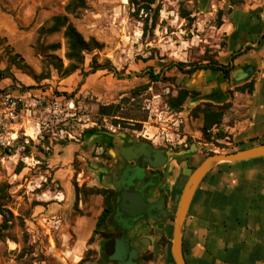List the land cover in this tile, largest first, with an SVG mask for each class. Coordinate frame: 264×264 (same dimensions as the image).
I'll list each match as a JSON object with an SVG mask.
<instances>
[{
  "label": "rangeland",
  "instance_id": "obj_1",
  "mask_svg": "<svg viewBox=\"0 0 264 264\" xmlns=\"http://www.w3.org/2000/svg\"><path fill=\"white\" fill-rule=\"evenodd\" d=\"M71 1L0 0V87L31 92L28 103L42 102L25 116L27 126L39 128L38 137L27 143L22 136L0 152V184L8 186L7 207L20 218L0 241V264H109L102 243L112 237L111 228L99 229L83 246L77 230L96 223L106 208L102 181L114 136L173 149L171 155L183 160L176 171L187 179L211 154L244 149L227 134L220 138L222 131L203 133V118L194 112L204 104L198 97L179 109L170 106L181 90H193V74L186 70L224 60L223 25L243 0H156L140 11V0H85L74 15L65 11ZM59 16L101 46L85 53L83 71L67 77L47 66L50 55L70 64L63 31L49 32ZM53 44L60 48L52 51ZM179 63L181 68L171 67ZM92 65L99 71L84 76ZM101 107L112 113L103 115ZM232 203L241 212L254 205L247 198ZM176 209L167 235L147 250L144 264L174 262ZM239 216L228 213L227 226L235 230Z\"/></svg>",
  "mask_w": 264,
  "mask_h": 264
},
{
  "label": "crops",
  "instance_id": "obj_2",
  "mask_svg": "<svg viewBox=\"0 0 264 264\" xmlns=\"http://www.w3.org/2000/svg\"><path fill=\"white\" fill-rule=\"evenodd\" d=\"M231 8V15L223 25L224 60L219 62L233 66L230 79L218 71L198 70L190 81L192 89L199 92V103H231L222 123L210 131H222L238 147L248 148L264 143V0H243ZM247 84H252L251 91L236 90ZM110 154L114 155L111 149ZM210 176L199 186L185 222L186 263L264 264V157L220 164ZM235 197L242 201L247 198L254 205L237 211L232 207ZM230 212L240 213L236 218L237 230L226 224ZM96 224L83 223L78 227L80 246L90 241ZM167 263L175 264L168 258Z\"/></svg>",
  "mask_w": 264,
  "mask_h": 264
},
{
  "label": "flooded vegetation",
  "instance_id": "obj_3",
  "mask_svg": "<svg viewBox=\"0 0 264 264\" xmlns=\"http://www.w3.org/2000/svg\"><path fill=\"white\" fill-rule=\"evenodd\" d=\"M208 1L202 0L203 5ZM121 148L138 150L136 157L127 159L122 156ZM110 149L114 155L110 154ZM171 152H174L171 148L136 141L129 135L124 138L112 137L108 161L111 164L102 183L113 206L109 214L113 235L110 240L103 241L102 254L123 242L128 251H137L136 264H144L147 250L167 235L174 206H177L188 180L183 173L176 171L183 168V160L171 155ZM126 194L138 200L140 197V206L133 215L121 209L122 204L134 206L132 200L124 197ZM131 231H134V236L130 235ZM107 241L112 243L106 246ZM107 263L118 264L112 261Z\"/></svg>",
  "mask_w": 264,
  "mask_h": 264
},
{
  "label": "trees",
  "instance_id": "obj_4",
  "mask_svg": "<svg viewBox=\"0 0 264 264\" xmlns=\"http://www.w3.org/2000/svg\"><path fill=\"white\" fill-rule=\"evenodd\" d=\"M135 0H133L134 2ZM156 0H140V4L138 11L141 9H151L152 5H154ZM86 3L85 0H72L69 2V4L66 6L65 11L68 14H77V11L79 9L85 8ZM60 31H63V36L66 40V59L70 62V64L65 67L64 62L62 59L55 55H50V59L48 61V67L52 66L57 72L63 76L67 77L77 71L79 68L82 69L85 64V53L87 52H92L95 49L100 48L101 46L95 39H90L86 40L84 36L77 30V28L69 22V19L67 16H59L55 17L52 20V25L49 28V32L51 34L58 33ZM52 51L58 50L60 47L59 45L53 44L51 46ZM19 55H16L15 58L19 59ZM235 59V56L232 57L231 62ZM16 60V59H15ZM183 66V64H172L171 67H179ZM233 66L228 65H221L217 62H208L205 65H198V66H191L188 70H186V74L192 75L198 70H213V71H218L223 74V76L226 79H230V72L232 70ZM183 70V69H182ZM97 71H99V68L96 67L95 65H92V70L85 72L84 76H88L90 74H94ZM154 78H157L158 76H154ZM251 91L252 89V84H247L242 87H238L236 90L237 91H246V90ZM199 95V92L195 90H181L178 94V96L170 101V106L175 109H179L181 105L188 99V98H194ZM231 108V103H226L223 105H214L212 103H204L201 105H198L196 109L194 110L196 115H201L203 118V133H206L207 131H210L215 125L219 126L223 119L224 115ZM101 113L103 115H110L112 113L110 108L106 107H101ZM226 134L222 133L220 138H224ZM19 172L21 169L18 170ZM7 185L6 184H0V216L2 217V222L0 224V241L5 238V232L11 229L13 225V220L14 218L20 219L18 217H15L14 213L12 212L11 209L7 207L8 199H9V194L7 193ZM105 204L106 208L103 210L101 215L98 218L96 228L94 231V234L98 233V230L104 227H110V222H109V214L113 210V206L111 204V199L109 196L105 197ZM93 234V235H94ZM92 240V238L90 239ZM108 240H110L108 238ZM111 241H107L104 245L108 246ZM110 249H106L103 253V258L107 262H111L108 259L107 252Z\"/></svg>",
  "mask_w": 264,
  "mask_h": 264
},
{
  "label": "water",
  "instance_id": "obj_5",
  "mask_svg": "<svg viewBox=\"0 0 264 264\" xmlns=\"http://www.w3.org/2000/svg\"><path fill=\"white\" fill-rule=\"evenodd\" d=\"M262 18L264 21V10L262 13ZM135 152L137 153L138 150L133 151L132 148L127 150L124 148L120 149L122 156L126 157L127 159L135 158ZM261 157H264V143L229 153H213L194 170L186 182L176 209L171 242V254L175 264H187L183 252V231L185 222L196 192L208 173L223 163L243 162ZM124 197L132 200L135 204L134 207L138 206L139 203L137 201L135 202L134 196L126 194ZM134 207H127L126 205L122 204L121 209L122 211L133 215L137 213V210ZM130 235L134 236V231H131ZM107 256L110 261L118 264H136L135 259L137 257V251H128V248L123 244V242H120L108 250Z\"/></svg>",
  "mask_w": 264,
  "mask_h": 264
},
{
  "label": "built area",
  "instance_id": "obj_6",
  "mask_svg": "<svg viewBox=\"0 0 264 264\" xmlns=\"http://www.w3.org/2000/svg\"><path fill=\"white\" fill-rule=\"evenodd\" d=\"M27 96L32 98V93L22 94L17 89L9 91L5 87H0V152L10 150L22 136L26 137L28 143L40 133L38 127L27 126L30 124L25 116L30 113L31 108L41 105L42 102L33 98L32 103H28ZM162 131L165 135V130ZM165 136L167 141H170L169 134Z\"/></svg>",
  "mask_w": 264,
  "mask_h": 264
},
{
  "label": "bare ground",
  "instance_id": "obj_7",
  "mask_svg": "<svg viewBox=\"0 0 264 264\" xmlns=\"http://www.w3.org/2000/svg\"><path fill=\"white\" fill-rule=\"evenodd\" d=\"M136 201H137L138 203H141L140 197H139V200L136 199V197H135V202H136ZM134 206H135V204H134ZM134 206H133V207H134ZM139 206H140V204H138V206H137V207H134V208L138 211Z\"/></svg>",
  "mask_w": 264,
  "mask_h": 264
}]
</instances>
